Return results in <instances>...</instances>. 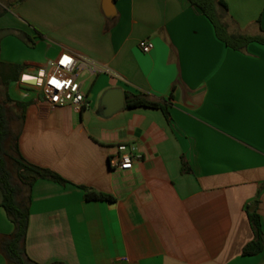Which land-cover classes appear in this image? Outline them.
<instances>
[{"label":"crops","instance_id":"1","mask_svg":"<svg viewBox=\"0 0 264 264\" xmlns=\"http://www.w3.org/2000/svg\"><path fill=\"white\" fill-rule=\"evenodd\" d=\"M220 1L229 32L264 35V0ZM0 30L8 32L0 63L20 68L8 93L27 103L21 153L71 182L33 185V260L264 264V250L243 255L255 237L247 207L256 201L264 231L263 43L227 46L189 0H115L111 14L104 0H26L0 18ZM143 39L154 43L150 53L140 49ZM63 52L109 71L85 72L81 112L51 107L36 79ZM110 89L123 91L125 108L106 117ZM139 94L166 102L170 120L160 109L127 108L126 96ZM121 144L141 156L130 170L111 165ZM80 186L116 201H87ZM14 231L0 206V264H14L1 251Z\"/></svg>","mask_w":264,"mask_h":264},{"label":"trees","instance_id":"2","mask_svg":"<svg viewBox=\"0 0 264 264\" xmlns=\"http://www.w3.org/2000/svg\"><path fill=\"white\" fill-rule=\"evenodd\" d=\"M26 0H0V17L9 9ZM213 24L216 34L227 46L235 50L245 49L249 43L257 41L264 44V35L248 36L229 32L225 23L228 6L220 0H189ZM1 31V30H0ZM42 37V33L38 32ZM27 43L34 47L35 43L26 38ZM20 68L0 63V86H4L5 99L0 98V206H2L15 225L12 235L2 240L1 251L6 259L14 264H42L33 260L27 252V237L30 224L31 190L35 182L47 179L61 185L71 184L55 171L33 164L25 159L20 150V129L25 120L27 103L12 99L8 93L11 82L18 80ZM126 107H148L160 109L170 120L169 105L166 102L151 100L144 94L127 95ZM15 123H20V129L15 131ZM87 201L116 199L109 194L92 188L80 186ZM258 201L247 207V214L254 232V240L243 248L244 256H255L264 250V231L258 212ZM51 264H64L54 262Z\"/></svg>","mask_w":264,"mask_h":264},{"label":"built area","instance_id":"3","mask_svg":"<svg viewBox=\"0 0 264 264\" xmlns=\"http://www.w3.org/2000/svg\"><path fill=\"white\" fill-rule=\"evenodd\" d=\"M139 47L144 53H150L154 43L150 39H143L139 42ZM86 71L91 75L109 72L95 60L70 52H63L49 60L46 68L39 71L37 78L42 98L53 108L71 105L81 112L88 106L87 95L83 90L84 81L81 79ZM117 152L111 159V165L120 170L132 169L135 161L141 157L134 145H118Z\"/></svg>","mask_w":264,"mask_h":264},{"label":"water","instance_id":"4","mask_svg":"<svg viewBox=\"0 0 264 264\" xmlns=\"http://www.w3.org/2000/svg\"><path fill=\"white\" fill-rule=\"evenodd\" d=\"M104 8L107 14L115 8V0H104ZM37 79V78H36ZM24 80H31V77L25 76ZM102 104L105 106L104 115L112 116L125 108V96L121 89L108 90L102 99Z\"/></svg>","mask_w":264,"mask_h":264},{"label":"rangeland","instance_id":"5","mask_svg":"<svg viewBox=\"0 0 264 264\" xmlns=\"http://www.w3.org/2000/svg\"><path fill=\"white\" fill-rule=\"evenodd\" d=\"M8 12H9V11L5 12L4 15H6ZM4 15H3V16H4ZM3 16H1V17H3ZM1 17H0V18H1ZM7 34H8L7 31H0V44H1V41H2L5 37L8 36ZM45 62L47 63L48 60H45ZM86 76H87L86 73H83L82 76H81V79H85ZM0 89H5V87H2V86H1ZM9 90H10V89H9ZM0 98H1V99H5V91H4V90H0ZM14 129H15L16 132H18L19 129H20V123H15V125H14Z\"/></svg>","mask_w":264,"mask_h":264},{"label":"snow or ice","instance_id":"6","mask_svg":"<svg viewBox=\"0 0 264 264\" xmlns=\"http://www.w3.org/2000/svg\"><path fill=\"white\" fill-rule=\"evenodd\" d=\"M67 59V58H66Z\"/></svg>","mask_w":264,"mask_h":264}]
</instances>
